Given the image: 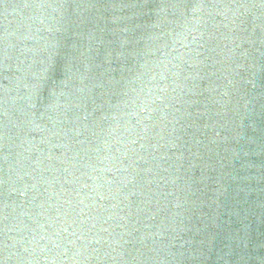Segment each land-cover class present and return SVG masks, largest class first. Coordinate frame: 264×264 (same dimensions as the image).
<instances>
[{
    "label": "water",
    "instance_id": "95a60500",
    "mask_svg": "<svg viewBox=\"0 0 264 264\" xmlns=\"http://www.w3.org/2000/svg\"><path fill=\"white\" fill-rule=\"evenodd\" d=\"M262 2L0 0V264H264V9L222 7ZM161 8L196 30L133 99Z\"/></svg>",
    "mask_w": 264,
    "mask_h": 264
},
{
    "label": "clouds",
    "instance_id": "9594fccd",
    "mask_svg": "<svg viewBox=\"0 0 264 264\" xmlns=\"http://www.w3.org/2000/svg\"><path fill=\"white\" fill-rule=\"evenodd\" d=\"M59 7H64L60 5ZM140 7H146L141 5ZM169 7H179V5H173ZM205 7L204 5H197L196 8L200 9ZM222 7H231L234 9L233 15H238L243 12H247L254 7H260L264 9V2L260 5H251L245 3H237L234 5H224ZM164 9L161 8L159 13H156V19L151 23H135L124 31L129 35L122 40L121 46L126 48V59L131 63L127 67V77L124 79L123 87L125 88V95H131L133 99H139L140 94L144 92L147 84L146 79L150 80L152 77H157L161 74V70L166 67L165 62L160 60L158 54L161 53V48L166 45H162L160 42L169 33L166 32V25L178 23L183 29L182 32L176 34V39L173 41V47L175 44H183V40L187 36L196 30L193 21L185 19L182 24L179 22L168 20L166 16H162ZM141 15L148 16V13H141ZM131 19V18H129ZM150 19V17H149ZM196 37H193L195 40ZM239 67V65L237 66ZM151 74V76L149 75ZM232 81H229L231 84ZM227 95L226 91L221 93ZM208 251L204 248H188L182 252L177 253L180 259L187 262V264H202V261L206 258Z\"/></svg>",
    "mask_w": 264,
    "mask_h": 264
}]
</instances>
